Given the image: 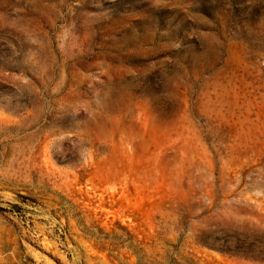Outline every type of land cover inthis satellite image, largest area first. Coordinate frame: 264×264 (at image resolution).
I'll use <instances>...</instances> for the list:
<instances>
[{
  "label": "rangeland",
  "instance_id": "obj_1",
  "mask_svg": "<svg viewBox=\"0 0 264 264\" xmlns=\"http://www.w3.org/2000/svg\"><path fill=\"white\" fill-rule=\"evenodd\" d=\"M0 264H264V0H0Z\"/></svg>",
  "mask_w": 264,
  "mask_h": 264
}]
</instances>
